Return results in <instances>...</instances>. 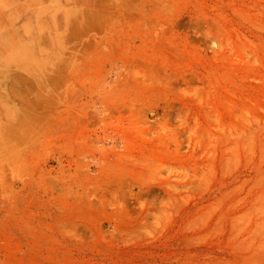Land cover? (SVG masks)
<instances>
[{
    "label": "rangeland",
    "instance_id": "rangeland-1",
    "mask_svg": "<svg viewBox=\"0 0 264 264\" xmlns=\"http://www.w3.org/2000/svg\"><path fill=\"white\" fill-rule=\"evenodd\" d=\"M1 46L0 264H264V0H0Z\"/></svg>",
    "mask_w": 264,
    "mask_h": 264
},
{
    "label": "bare ground",
    "instance_id": "bare-ground-1",
    "mask_svg": "<svg viewBox=\"0 0 264 264\" xmlns=\"http://www.w3.org/2000/svg\"><path fill=\"white\" fill-rule=\"evenodd\" d=\"M6 42H7V41L4 40V45L6 44ZM7 43H8V42H7ZM1 47H2V48L0 49V52H1V53H4L3 49H5V47H4V46H1ZM4 54H5V53H4Z\"/></svg>",
    "mask_w": 264,
    "mask_h": 264
}]
</instances>
